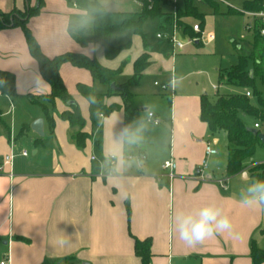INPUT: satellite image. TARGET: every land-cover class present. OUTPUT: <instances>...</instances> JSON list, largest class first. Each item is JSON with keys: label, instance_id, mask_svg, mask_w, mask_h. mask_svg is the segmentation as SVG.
Wrapping results in <instances>:
<instances>
[{"label": "crops", "instance_id": "0c3cea01", "mask_svg": "<svg viewBox=\"0 0 264 264\" xmlns=\"http://www.w3.org/2000/svg\"><path fill=\"white\" fill-rule=\"evenodd\" d=\"M235 1L245 9V3L254 0ZM199 4L217 12L221 4L229 10L234 9L225 0L224 3L204 0ZM194 5L197 7L196 3ZM38 6L39 0H0V12L5 14ZM172 13L173 7L171 11L162 12L164 16ZM197 13L206 23L198 7ZM128 14L126 19L135 18ZM91 18L70 0H43L39 13L28 18L27 25L49 58L78 53L95 57L109 69H119L100 62L105 55L103 47L82 45L70 36L71 24L91 28V21L94 24ZM183 20L189 27L192 21L200 22L194 17ZM59 24L63 25L62 39L53 43L46 37ZM167 31L164 27L161 32ZM0 34L19 41L30 65L29 76L8 72L15 76L22 94L15 101L0 95V124L3 126L0 129V161L10 153L14 155L12 164L4 166L0 173V262L9 256L10 264H142L135 253V239L151 240L150 264H252V243L264 251L261 233L264 212L240 203L244 196L250 195L247 188L253 181L250 169L256 165L254 161L247 163L243 173L230 178L226 172L222 177L217 176L219 169L210 165L208 173L212 178L202 182L193 177L196 167L205 160V145L201 141L212 142L218 151L210 161L219 155L218 133L212 135L201 120V96L207 93L178 95L175 89L173 93L168 89L173 87L171 81L176 75V56L187 53V49L190 51V46L201 47L199 44H188L173 56L172 45L162 39L171 48L169 78L164 83L168 89L161 93L163 97L156 106L152 103L155 97L141 94L139 85L130 89L141 111L140 122L126 116L123 100L119 94H110L111 86L99 82L106 89L98 94V81L88 70L63 64L60 68L62 80L86 122L83 132L88 139L79 149L72 141L74 130L60 118L70 110L69 105L56 101L58 114L53 115L51 127L45 100L51 93L50 85L47 83L48 88L43 93L27 94L30 75L41 73L23 30L9 26L0 29ZM143 53L149 55L148 69L153 64L154 54L139 51L132 63V75L135 61ZM115 84L126 83L116 80ZM78 85L94 89V103L80 94ZM154 86L158 87L155 83ZM148 113H153L160 123L155 125L148 119ZM39 119L44 122L43 137L31 128ZM255 124L258 123L255 121L253 126H247L255 129ZM17 127H20L18 134ZM124 128L135 130L141 139L138 143L120 146L119 151L128 163L118 168L116 161L111 160L112 152L114 141ZM24 136L28 139L22 141ZM31 141L35 150L33 159L21 154L27 151ZM261 146L264 147L261 144L258 148ZM228 157L229 154L226 167ZM170 159L176 163L172 181L164 169V163ZM223 179H227L225 187L220 185ZM209 203L217 204L232 218L235 233L216 234L188 246L174 231L175 213L179 210L194 213Z\"/></svg>", "mask_w": 264, "mask_h": 264}, {"label": "trees", "instance_id": "16d2710c", "mask_svg": "<svg viewBox=\"0 0 264 264\" xmlns=\"http://www.w3.org/2000/svg\"><path fill=\"white\" fill-rule=\"evenodd\" d=\"M78 7L86 11L94 21L91 28L82 27L79 24H71L69 27L70 36L82 45L94 44L104 48L105 56L109 60L115 59L120 48L111 45L112 37L119 32L133 30L135 33L145 37L142 33V24L148 17H157L162 10L158 0H136L142 5V12L138 14L136 21L126 19L122 24H115L114 14L107 11L97 0H70ZM204 1V0H203ZM194 0H183V6L174 4L172 0H164V6L176 7L177 13L184 17H194L200 20L201 26L205 24L204 18L197 13ZM264 0H254L245 3L246 11H262ZM212 5V4H211ZM43 6V0H39V6L29 8L25 15V21L16 22L17 15L13 13L5 14L0 12V29L6 27H19L23 30L29 51L37 61L43 79L50 85L51 93L45 97L48 105V114L51 127L54 125L53 115L56 111V101L69 105L70 110L62 113L60 118L67 121L74 133L72 141L82 149L88 139L86 133H82L86 122L82 116L80 107L74 102L70 93L66 89L60 74V68L65 63H70L75 67L88 70L94 80L103 85L111 86L116 83V78L122 73V67L117 70L109 69L99 63L95 57H87L78 53H65L54 58L47 57L41 50L38 42L34 38L27 25L28 18L39 13ZM152 7V8H151ZM151 8V9H150ZM229 13H237L235 9H230ZM172 18V14L170 15ZM14 19V20H12ZM187 34L189 27L186 23L180 24ZM193 32V30L191 29ZM188 35V34H187ZM262 44L261 47L259 44ZM149 67V55L143 53L134 63V73L128 83L119 85L117 90H110V94H119L123 100V107L128 118L135 122H140L141 111L136 106L130 89L139 85L143 79L145 71ZM219 86H233L241 90L237 94L219 95L210 97L207 94L201 96V120L208 125L212 135L224 131L228 137V163L226 176L228 178L243 173L247 168V163L252 162L256 150L261 142L258 136L249 131L243 117H252L259 123V132L264 134V100L257 92L252 94L255 78H259L264 83V36H261L258 29L254 33L253 52L250 56H240L239 62L230 70L220 71ZM0 76L6 77L10 83L16 86V78L8 72H0ZM78 91L91 103L96 98L94 89L85 85H78ZM251 97H247L246 93ZM91 98V99H90ZM252 98L256 99L255 104ZM258 171L260 174H253ZM253 181L264 179V164L255 165L250 169ZM264 235V227L261 231ZM151 240L139 241L135 239V253L141 259L142 264L151 262ZM252 264L264 263V251L258 248L255 243L251 247Z\"/></svg>", "mask_w": 264, "mask_h": 264}, {"label": "rangeland", "instance_id": "374dc122", "mask_svg": "<svg viewBox=\"0 0 264 264\" xmlns=\"http://www.w3.org/2000/svg\"><path fill=\"white\" fill-rule=\"evenodd\" d=\"M97 1L103 4L108 11L114 13L113 21L115 24H122L128 17L127 13L131 14L130 16L133 15L135 17L130 18V21H136L138 19V14L142 12V5L136 0ZM158 1L160 3L162 12L172 10L171 6L166 7L162 4L164 0ZM225 1L228 2L232 8L240 12L245 10L242 5H238L239 3H236L235 0ZM178 3L180 5L182 1L179 0ZM195 3L200 13L205 15L206 23L202 33L204 42L201 40V36L192 32L190 28L187 31L188 36L183 30L179 31L183 41H195L194 44H199L201 47H195V45L190 44L193 45L190 46V51L187 49V53L176 56L175 78H178V83L177 86L170 87L168 92L173 93L174 89L178 95H188L195 93L201 95L206 92L211 98L215 97L217 94H237L241 92V90L236 87H219V74L220 71L226 72L232 67L236 66L239 62L240 56L251 55L253 52L254 35L252 33L246 32L244 29L246 18L242 14L229 13L228 6L219 4L220 6L217 12L213 8L206 7L205 5L199 4L197 2ZM10 13L17 15L18 18L15 19L16 22H21L25 21V15L27 11H12ZM170 17L171 16L169 14L164 16L162 13H160L157 17H148L142 24V33L145 36L144 38L143 36L135 33L133 30L116 33L111 40V45L115 48H120L119 55L113 60H108L105 55H103L100 59V62L103 64L110 65L116 69L122 67V73L116 78L117 83H128L132 75L131 69L133 60L139 54V51H148L151 54H154L155 60L148 71L144 74L143 79L139 84L141 94L143 92L145 95L155 97L152 100L154 105L158 104L160 101L159 99L163 97L161 93H165L166 90H163L162 86L169 78L168 69L170 68V59L168 57V53L171 51V48H169L165 40L159 39L157 35L164 27L168 29V31L171 30L169 25L173 22V19ZM184 18H186L184 15L182 17V15L176 11L175 22H177L178 25L185 23L183 20ZM166 22L169 25H167ZM192 24H194V21H192ZM91 26H93L92 21ZM210 35L214 36L213 40H208ZM241 36H244V39H241ZM261 45L262 44L260 43L259 46L261 47ZM163 59L165 61L164 64ZM97 83L98 85L96 86V92L100 94L106 89V87L101 85L99 82ZM154 83H158L160 87H155ZM118 86L119 85L115 84L117 89ZM217 87H219L218 93ZM251 92L252 94L255 92L259 93L264 100V83L259 78H255L254 87L252 88ZM252 100L255 104H257L256 99L252 98ZM243 120L248 126H253L255 122V120L249 116H244ZM7 124L10 128L11 123L9 117L7 118ZM2 128L3 126L0 124V129ZM19 130L20 127H17V134ZM82 133L84 132L82 131ZM217 136L220 139V143L217 146L219 155L217 157H213L211 161L209 159L208 165L215 169H219L217 176L222 177L226 172L228 137L224 131H220ZM25 139L28 138L24 136L22 141ZM21 146L22 143L20 142L19 148ZM33 147V141H31L26 147L30 159L34 158L33 152L35 150ZM253 161L256 165L264 164L263 146L258 148ZM252 173L260 174L258 171H253Z\"/></svg>", "mask_w": 264, "mask_h": 264}, {"label": "clouds", "instance_id": "9594fccd", "mask_svg": "<svg viewBox=\"0 0 264 264\" xmlns=\"http://www.w3.org/2000/svg\"><path fill=\"white\" fill-rule=\"evenodd\" d=\"M63 25H57L47 39L57 43L62 39ZM30 67L23 53L22 46L15 37L7 34H0V72H11L15 76L21 74L29 76L27 69ZM30 87L27 94L43 93L48 84L43 80L42 75L32 73L30 75ZM178 78H173L171 85L177 86ZM20 87L14 86L6 77L0 76V95H4L10 101H15L21 95ZM91 99V98H90ZM94 103L95 101L92 100ZM141 137L135 134V130L124 128L118 138L114 141L112 158L116 161V166L124 167L128 161L124 158L119 149L123 143H138ZM247 193L240 203L242 206L264 212V179H256L249 183ZM127 199V195L124 197ZM174 231L178 237L188 246H194L206 239L221 233L230 235L235 233L232 218L222 211L215 203L206 204L196 212H185L179 210L174 216Z\"/></svg>", "mask_w": 264, "mask_h": 264}, {"label": "built area", "instance_id": "2783aa9c", "mask_svg": "<svg viewBox=\"0 0 264 264\" xmlns=\"http://www.w3.org/2000/svg\"><path fill=\"white\" fill-rule=\"evenodd\" d=\"M174 2V4H177L179 0H172ZM195 2H202L203 0H194ZM216 2L219 3H224V0H215ZM264 7V4H263ZM241 14L246 18V23L244 24V29L246 32L248 33H252L254 35V33L256 32V30L258 29L259 33L261 36H264V10L262 11H242ZM172 19L173 22L169 25L171 30L167 31V32H161L157 35V37L159 39H165L166 41H168L173 48V56L176 55L177 53L183 51L186 46L188 44H194L195 41H190L188 40L187 42L183 41L181 39V36L179 34L180 30H183V27L181 25H178L177 22H175L176 19V7H174L173 13H172ZM191 29L193 30L194 33L200 35L201 40L204 42L203 39V29L201 26L200 22H196L194 24H191ZM214 36L210 35L208 37V40H213ZM241 39H244V36H241ZM156 86L160 87V85L158 83H155ZM163 90H167L168 89V85H163L162 86ZM247 97H251V94L248 92L246 93ZM148 119L152 120L153 123L155 125H158L160 123L159 120L155 119V116L153 113H148ZM260 125L255 124V129H260ZM204 143L205 145V160L203 161V163L196 167L195 171H194V178L196 180L205 182L208 180V178H212V175H209L208 170V159L212 156L217 155L218 151L215 149V147L213 146L212 142L210 141H201ZM23 157H28V152L27 151H23L22 153ZM14 159V155L12 153L4 156L2 158V160L0 161V173L3 172L4 170V166L6 165H10L12 164ZM113 160V158L111 159ZM164 169L166 171H168V178L170 181H172L175 177V170H176V163L173 159H170L168 161H166L164 163ZM227 179H223L220 181V185L222 187H225ZM0 264H10V257L6 256L1 262Z\"/></svg>", "mask_w": 264, "mask_h": 264}, {"label": "water", "instance_id": "95a60500", "mask_svg": "<svg viewBox=\"0 0 264 264\" xmlns=\"http://www.w3.org/2000/svg\"><path fill=\"white\" fill-rule=\"evenodd\" d=\"M111 89L113 90H116L117 88L115 87V84H112L111 85ZM73 102L69 103V105H72ZM43 125H44V122L42 119H39L37 121H35L32 125H31V128L32 130L38 134L40 137H43L44 136V131H43ZM249 131L253 134V135H256L258 136L261 144L264 145V134L263 133H260L257 129H254V128H249ZM35 154V153H34Z\"/></svg>", "mask_w": 264, "mask_h": 264}]
</instances>
